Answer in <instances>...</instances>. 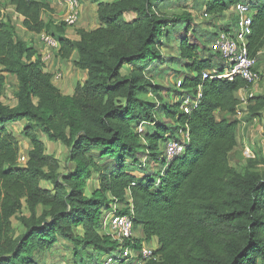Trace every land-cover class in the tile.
<instances>
[{
  "label": "trees",
  "instance_id": "obj_1",
  "mask_svg": "<svg viewBox=\"0 0 264 264\" xmlns=\"http://www.w3.org/2000/svg\"><path fill=\"white\" fill-rule=\"evenodd\" d=\"M168 1L93 0L97 29L81 30L76 41L60 29L55 53L62 60L77 53L74 66L88 73L73 96L63 95L53 84L34 47L16 39L9 24H0V73L17 79L18 101L15 108L0 103V264H38L35 253L55 248L60 239L82 242L98 259L104 258L117 244L109 235L103 237L99 227L103 210L116 202L126 205L117 215H128L133 207L135 231L142 227L146 242L158 239L160 259L144 264H264V173L231 165L230 155L243 145L239 123L217 118V113L235 118L242 104L238 93L249 86L242 79L203 81L202 76L225 69L212 45L219 31L235 29L239 4L252 5L247 45L251 57L259 58L264 50V0H207L206 20H230L214 36L206 34L210 48L201 32L190 37L192 16H165ZM6 3L23 17L29 34L50 32L51 24L42 19L44 12H53L50 4L0 0V17ZM163 39L178 42L184 95L196 97L202 87L201 104L190 114L181 110V103L165 104L158 114V105L140 97L151 85L146 68L129 76L122 73L125 66L160 61ZM3 82L1 78V87ZM248 101L254 114L264 111V97ZM22 122L23 137L31 144L25 166H19L20 140L7 127ZM184 134L185 153L169 161L168 143L182 142ZM43 138L67 148L73 167L66 174L60 173V161L47 153ZM98 155L119 164L104 166ZM144 157L160 170L150 171L141 162ZM94 174L99 184L87 196V180ZM43 182L53 190L42 188ZM24 210L29 217L20 216ZM18 216L25 230L20 236L12 222Z\"/></svg>",
  "mask_w": 264,
  "mask_h": 264
},
{
  "label": "rangeland",
  "instance_id": "obj_2",
  "mask_svg": "<svg viewBox=\"0 0 264 264\" xmlns=\"http://www.w3.org/2000/svg\"><path fill=\"white\" fill-rule=\"evenodd\" d=\"M38 1L46 2L47 0ZM78 1L80 4L78 15L79 20L74 25H67L64 22L65 17L61 18L62 13L59 14V12L58 14H55L57 16L59 15L58 23L55 24L57 18H53L52 16L48 15L49 13L44 12V21L47 20L51 24L50 32L48 33V35H50L54 40L57 39L55 35L60 33V29H64L65 37L76 41L77 39H79V32L81 30L93 31L99 27V22L96 18L97 15L95 16L97 5L94 4L93 0ZM206 3L207 0H169L167 7H165L162 12H164L165 16L172 19L177 17L192 16L190 37H192L193 31L201 32L202 34L200 38L204 40L210 48L211 43L208 44V37L206 34L214 36L215 31L220 27L226 26L230 20L228 16H224L220 19L212 18L211 20H206V18H204V13L206 12L204 4ZM51 4L56 6L53 3V0ZM5 5V10L4 12H2V16L0 17V24H9L16 39H21L29 46L35 48L39 56H42L46 72L52 75V80H54L52 81L53 84L60 90L61 93H64L63 95L72 93L74 87H76L79 83H84L87 80L88 73L79 70L74 66V61L77 60L78 55H73L70 60H62L57 53L44 50L41 45L42 43L39 36H31L23 28V17L19 16L15 12V7L13 8L12 6H9L7 4ZM59 5H62L60 1ZM55 12H57V7ZM95 18L97 20V23ZM162 41L163 48L161 50L160 61H158L157 63H151L149 65H147L148 63L146 62L137 66H125L122 70L123 75L129 76L136 72V70L142 71V68H146L144 72L146 74V77L150 80L151 85H146L143 90L140 91L139 95L140 97L145 98L158 105V114H161V111L163 110V106L165 104L168 106H172L174 104L181 103L182 96L185 94L182 91V85L185 79V70L183 63H178V61L180 60L178 53V42L173 41L171 43H167L164 39ZM257 70L261 74V79L259 82L249 87V92L244 95L246 103L239 107V113L237 114V116L233 118L228 115L217 114V118L219 120L225 118L228 120L234 119L239 123L238 136L241 139L243 145L240 148L236 149L230 155L231 165L239 171H245L248 168H252L263 174L264 111L258 114H254L253 112H251L249 110V107L253 104L249 103L248 99L253 96L264 97V50L258 58ZM1 78H4L5 82L4 87L0 86V98H4L7 105L12 108L15 103V97L13 95L15 84L12 81V77L9 75L0 74V80ZM154 90L157 91V94H154ZM135 126L136 123H134V127ZM9 127H11V129H9L13 131L16 134L17 138L20 140L19 147L21 150V154L19 159V166H25L27 163V149L25 142L27 141H22L24 126L19 123H15L11 124ZM46 141L48 142V140ZM141 143L145 144L143 139H141ZM47 151L48 154L54 155L60 161L61 174H66V168L73 167L67 162L68 150L61 143L48 142ZM98 156L100 164H103L104 166H114L119 164L116 160H112L110 156L104 158L101 157V155ZM147 158L148 157L142 158L141 162L144 163V165H147L150 171H152L151 168H155L159 171L160 166L149 160V164H147ZM136 167H138V164L136 165ZM98 178V175L94 174L92 178L87 180V196H90L97 189L99 184ZM43 186H45V184H43ZM110 207V209L103 210V216L101 218L102 226L99 227V230L103 237L109 234L108 226L104 222L105 218L107 216H111L116 209H119V211H121L126 208L125 204H119L117 202L112 203ZM20 216L29 217L30 215L27 210H24L23 214ZM20 216L12 220L13 227L16 230L18 236L24 234L25 232L20 221ZM75 233L79 237V231L75 230ZM148 246L152 249L154 248L151 245ZM102 258L103 256H100V258L98 259V255L94 253L92 247H87L82 242L77 244L64 239H60L55 248L47 250L45 252H36L34 255V259L38 264H99V260L101 259V262Z\"/></svg>",
  "mask_w": 264,
  "mask_h": 264
},
{
  "label": "built area",
  "instance_id": "obj_3",
  "mask_svg": "<svg viewBox=\"0 0 264 264\" xmlns=\"http://www.w3.org/2000/svg\"><path fill=\"white\" fill-rule=\"evenodd\" d=\"M61 4L64 8V22L67 25L76 24L79 20V1L61 0ZM251 7V4L237 5L234 9L238 17L235 29L229 33L225 31L218 32L212 49L225 61V69L223 71L214 69L203 72V81L242 79L249 87L260 81L261 74L257 70L258 58L251 57L247 45V38L252 34L253 26ZM205 17H208L206 13ZM38 36L44 50L49 52L59 51V42L50 35L42 33ZM249 87L240 90L238 93L242 102L241 106L246 103L244 95L248 93ZM201 101L202 87H199L196 97L191 95L182 96L181 110L185 114H190L199 107ZM142 131L143 128L140 129V132ZM180 134H183L181 130ZM183 137L182 142L170 141L168 143L166 157L169 161L185 153L188 135L184 134ZM118 211L119 209L114 210V213L104 220L108 226V235L113 242H116L117 248L114 252L107 254L102 259L101 264H144L148 261H158L160 258L156 254V249L150 248L142 241L138 245L136 244L139 239L135 236L133 207H130L131 213L128 215H117Z\"/></svg>",
  "mask_w": 264,
  "mask_h": 264
},
{
  "label": "crops",
  "instance_id": "obj_4",
  "mask_svg": "<svg viewBox=\"0 0 264 264\" xmlns=\"http://www.w3.org/2000/svg\"><path fill=\"white\" fill-rule=\"evenodd\" d=\"M59 1L61 2V0H53V3L56 5V6H54V5H52L51 4V2H52V0H47L46 2L48 3V4H51L50 6H51V8H52V10H53V12L52 13H49L48 15H50V16H52L53 18H57V20H56V22H55V24H57L58 23V19H59V15L57 16V15H55V14H58V12H59V14H61L62 13V16H61V18H64V8H63V6L62 5H59ZM7 2V1H6ZM7 5H9V6H11L9 3H6ZM13 7V6H12ZM56 7H57V12H55L56 11ZM14 8V7H13ZM4 12V11H3ZM97 15V8H96V11H95V16ZM43 16H44V13H43V15H42V19H43ZM57 16V17H56ZM131 17H133V16H131ZM130 17V18H131ZM96 18H97V16H96ZM96 18H95V20H96ZM43 21H44V19H43ZM50 21H52V20H50ZM45 23H47V24H50V22L49 21H47V20H45L44 21ZM96 23H97V20H96ZM222 23V22H221ZM88 31V30H87ZM31 36H36V35H34V34H30ZM77 40H79V39H77ZM75 55H77V53H74V56ZM34 60H36V59H34ZM85 72V71H84ZM87 73V72H86ZM0 74H4V75H8L7 73H4V72H1ZM9 76H11V75H9ZM12 77V81H13V83L14 84H16V82H17V79L15 78V77H13V76H11ZM85 78V77H84ZM4 79V78H3ZM54 81V80H53ZM4 82H5V79H4ZM4 82H3V87H4ZM15 87V86H14ZM75 88L76 87H74V89H73V92L72 93H67V94H65V95H67V96H73V94H74V91H75ZM61 91H62V89H61ZM248 92H249V89H248ZM62 94H64V93H62ZM13 95H14V91H13ZM15 97V96H14ZM15 99V103H14V106L12 107V108H15L17 105H18V101H17V99L16 98H14ZM0 103H2V104H4V105H6V106H8L7 105V103H6V100L4 99V98H0ZM11 108V107H10ZM217 114H223V115H226V114H224V113H217ZM11 124H15V123H11ZM11 124H9L7 127H8V129L10 128L11 129V127H9ZM19 124H21L22 126L24 125V122H22V123H19ZM13 132V131H12ZM14 133V132H13ZM15 134V133H14ZM16 135V134H15ZM23 137V136H22ZM23 140H26L27 142H25V145H26V149H27V152H26V156L28 155V153H29V151L31 150V144H30V142L26 139V138H24L23 137V139H22V141ZM43 140H44V142L46 143V148H47V144H48V142L46 141L47 139L46 138H43ZM48 152V151H47ZM93 153H95V151L93 152ZM43 184H45V186H43ZM41 187L42 188H44V189H48V190H53V186L50 184V183H47V182H43V183H41ZM127 201L128 202H130V196L128 195V199H127ZM120 204V203H119ZM125 207H126V205H125ZM135 235H136V237L139 239V240H141L142 242H144L145 244H147V245H151V246H153L154 247V249H158L159 248V243H158V239L157 238H153L151 241H149V242H146L145 241V235H144V232H143V228L142 227H139L136 231H135Z\"/></svg>",
  "mask_w": 264,
  "mask_h": 264
},
{
  "label": "clouds",
  "instance_id": "obj_5",
  "mask_svg": "<svg viewBox=\"0 0 264 264\" xmlns=\"http://www.w3.org/2000/svg\"><path fill=\"white\" fill-rule=\"evenodd\" d=\"M47 34V33H46Z\"/></svg>",
  "mask_w": 264,
  "mask_h": 264
}]
</instances>
